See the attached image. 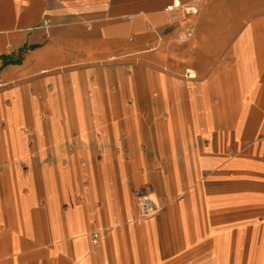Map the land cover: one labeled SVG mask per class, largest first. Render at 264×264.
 <instances>
[{
    "label": "crops",
    "instance_id": "crops-1",
    "mask_svg": "<svg viewBox=\"0 0 264 264\" xmlns=\"http://www.w3.org/2000/svg\"><path fill=\"white\" fill-rule=\"evenodd\" d=\"M146 160L129 264H264V0H0V264L118 263Z\"/></svg>",
    "mask_w": 264,
    "mask_h": 264
},
{
    "label": "rangeland",
    "instance_id": "rangeland-1",
    "mask_svg": "<svg viewBox=\"0 0 264 264\" xmlns=\"http://www.w3.org/2000/svg\"><path fill=\"white\" fill-rule=\"evenodd\" d=\"M146 120H147L146 117H143V116L135 117V124L137 125V127H139L141 124L146 122ZM126 149L127 148L125 147L122 150L124 151ZM148 152H149V149H144L143 147L136 148V154H135L136 158L138 157V159H140V160L141 159L145 160ZM147 160H148V158H147ZM147 160L143 164H138V169L135 168V172L139 174V177L135 179L133 185L128 186V190H129V194H130V200H131V204H132V210H133L132 217H130V218L124 217V212L122 210V207H123L122 205H123V203L125 204L124 197L118 196V205H119L118 209L120 208V212H118V213L122 215L118 221V224L116 225V228H115L116 234H117L116 240L118 241V244H116V247L118 250V256H119L118 257V263L116 261V258L114 261L111 260V257H112L111 251H112V253L114 251H113V247L111 244L112 239L110 237V231H112L111 234H114V231L112 229L115 227V224H110L109 226L104 225L103 227H100V225H97L94 229H92V230L99 231L100 238L102 237V240L98 241V242L103 243L102 244V247L104 249L103 253L107 254V256H108V262H109L108 264H129V259L131 258V256H129V258H128V253H129V255L138 254V255H140L139 258L143 259L142 254L144 253L145 248H146L145 244H147L148 240H149V238H148L149 230H148V227L146 226V223L151 221V220H154L156 215L162 209L161 208L162 207V197L160 195H158L155 191L154 193L151 194V196L159 205L160 210L157 212V214H155V216L152 215V216L147 217V218H142L139 214V210H138V206H137L138 197L136 194V190H133V189L140 187L148 179L153 180V178H152L153 177L152 176L153 175V173H152L153 166H152V164L150 165L149 163H147ZM136 166H137V164H136ZM146 184H153V186L155 187V181L154 180L151 183L146 181ZM78 185H79L78 181H73L70 184L71 188H76V189H78V187H79ZM90 197H92V196H90ZM80 200H82L80 195L79 196H77V195L72 196L70 203L78 202ZM68 203H69V201H67V204L65 203V205H69ZM93 203L95 206H98V204H100V201H93ZM106 205H107V209L109 211L108 213H109V215H111L113 206H112V200L110 199L109 195H107ZM71 211H75L78 214H80L78 212L79 207L76 203L72 204ZM130 212H131L130 211V204L127 203L128 216L131 215ZM77 213L75 214L74 218H73V216H70V218L72 220H74L76 218H80V216ZM80 220H82V219L80 218ZM130 224L134 228L132 233L130 231H128V229H126V227ZM157 231H160V230H157ZM152 234L156 235V233H152ZM131 235L134 237L133 238L134 240L129 238V236H131ZM78 236H80V235L79 234L77 235V233H76L75 237L78 238ZM145 236H146L147 240L145 239ZM130 241H134V243L130 244ZM85 251H86V249H85ZM127 258H128V262H127Z\"/></svg>",
    "mask_w": 264,
    "mask_h": 264
},
{
    "label": "built area",
    "instance_id": "built-area-1",
    "mask_svg": "<svg viewBox=\"0 0 264 264\" xmlns=\"http://www.w3.org/2000/svg\"><path fill=\"white\" fill-rule=\"evenodd\" d=\"M189 11H195V8L189 7ZM47 19H44L43 22L47 23ZM191 32L190 29H188L185 32V35H188ZM183 35H179V38H182ZM189 75H191L190 72H188ZM153 190V185L151 184H145L143 188L138 189L136 191L138 201H137V206L139 210V214L142 218H147L152 215L157 214V212L160 210L159 205L157 202L153 199L151 196ZM90 239L92 244H96L99 240V232L97 230H93L90 233Z\"/></svg>",
    "mask_w": 264,
    "mask_h": 264
},
{
    "label": "bare ground",
    "instance_id": "bare-ground-1",
    "mask_svg": "<svg viewBox=\"0 0 264 264\" xmlns=\"http://www.w3.org/2000/svg\"><path fill=\"white\" fill-rule=\"evenodd\" d=\"M186 73H187L188 76H192V75H189V74H188V70L186 71Z\"/></svg>",
    "mask_w": 264,
    "mask_h": 264
}]
</instances>
